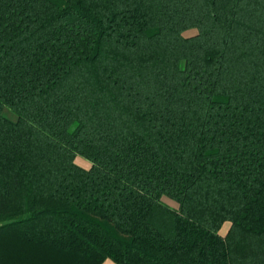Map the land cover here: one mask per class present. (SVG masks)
I'll return each mask as SVG.
<instances>
[{
  "label": "trees",
  "instance_id": "1",
  "mask_svg": "<svg viewBox=\"0 0 264 264\" xmlns=\"http://www.w3.org/2000/svg\"><path fill=\"white\" fill-rule=\"evenodd\" d=\"M106 259L264 264V0H0V264Z\"/></svg>",
  "mask_w": 264,
  "mask_h": 264
},
{
  "label": "rangeland",
  "instance_id": "2",
  "mask_svg": "<svg viewBox=\"0 0 264 264\" xmlns=\"http://www.w3.org/2000/svg\"><path fill=\"white\" fill-rule=\"evenodd\" d=\"M4 114L7 117H9L10 119H14V117H15V115L11 111H9L8 109H4ZM74 162L77 165L82 166L84 168H88L89 165H90L89 161H87L86 159H84V158H82L80 156H76ZM170 201L173 202L172 200H170ZM225 226L226 225H224L222 227L221 231H224L225 230ZM103 264H115V263L113 261H111L110 259H106Z\"/></svg>",
  "mask_w": 264,
  "mask_h": 264
},
{
  "label": "crops",
  "instance_id": "3",
  "mask_svg": "<svg viewBox=\"0 0 264 264\" xmlns=\"http://www.w3.org/2000/svg\"><path fill=\"white\" fill-rule=\"evenodd\" d=\"M224 225H226V226H225V230H224V231H221V233H223V234H224V233L226 232V230L228 229V224L226 223V224H224ZM224 225H223V226H224Z\"/></svg>",
  "mask_w": 264,
  "mask_h": 264
}]
</instances>
